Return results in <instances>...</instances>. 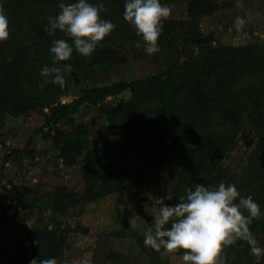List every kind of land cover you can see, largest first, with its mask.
Here are the masks:
<instances>
[{"label": "trees", "instance_id": "16d2710c", "mask_svg": "<svg viewBox=\"0 0 264 264\" xmlns=\"http://www.w3.org/2000/svg\"><path fill=\"white\" fill-rule=\"evenodd\" d=\"M60 2L3 0L9 36L0 41V145L7 116L16 118L47 109L39 131L51 132L56 157L66 166H79L85 182L82 194L60 186L46 197L37 193L35 199L27 200L31 213L35 211L39 217L31 231L32 254L20 246L21 260L30 264L33 258L55 257L57 264H65L70 227L60 228V222L70 211H82L110 195L119 201L128 195L126 205H132L130 191L136 182L129 158L171 168L169 182L174 194L170 205L197 184L215 188L223 182L235 184L240 196H252L264 213V42L244 47L217 45L216 35L203 33L198 22L229 4L223 0H161L167 5L186 3L188 9L187 20L163 21L159 45L167 55L166 70L143 79L88 86L80 90L79 97L63 103L62 99L80 83L86 84L92 73H112L128 64L121 50L124 44L131 45L136 61L150 56L143 47L135 46L141 37L123 17L125 0H103L101 17L111 20L114 30L91 56L74 51L69 61L61 62V66L71 65L64 73L62 87L46 82L40 70L44 65L52 66V41L63 38L72 43L59 30L51 35L45 31L47 17L59 13ZM123 94L130 98H121ZM85 106L98 108L106 131L116 142V155L104 145L91 144L89 128L79 119ZM241 139L249 144L238 171L229 160ZM10 154L4 163L13 158L22 169L24 157L35 159L36 147L30 141L14 157ZM6 208V221L8 215L22 224L30 218L29 214L22 217L17 206ZM244 215H248L246 210ZM131 216V212L127 214L126 221ZM249 228L264 249V214L254 218ZM249 248L239 239L225 247L227 264H264V253L253 256ZM147 250L153 258L162 254L153 248Z\"/></svg>", "mask_w": 264, "mask_h": 264}, {"label": "rangeland", "instance_id": "374dc122", "mask_svg": "<svg viewBox=\"0 0 264 264\" xmlns=\"http://www.w3.org/2000/svg\"><path fill=\"white\" fill-rule=\"evenodd\" d=\"M228 7L212 16L198 20L203 33L216 35L217 45L244 47L264 42V0H223ZM171 14L168 20H187L186 3L169 5ZM237 18L241 23L236 24ZM128 64L119 66L112 73L98 71L92 73L89 81L73 88L63 103H69L80 96L82 88L94 85L118 83L122 80L143 79L160 74L168 67L167 55L160 52L140 61H136L130 44L121 47ZM130 98L123 94L121 98ZM111 101V98L108 99ZM45 111L37 110L20 117L5 118L0 145V264H29L21 260L19 247L32 254L34 242L31 231L39 215L31 213L27 200L35 199L37 193L46 197L57 187L66 186L82 194L85 188L79 166H66L56 155L52 147L50 131L39 129L44 125ZM79 119L85 123L91 133L92 145H104L112 155L117 154V145L106 131L104 119L98 108L85 106ZM78 119V120H79ZM50 132V133H49ZM30 141L36 147V157H24L22 169L13 162L4 163L6 155L27 147ZM249 141L241 139L238 148L229 162L241 171ZM128 165L134 175L136 186L130 191L132 205L113 195L96 203L88 204L84 210H73L60 222V228L69 225L70 234L65 247V264H183L182 252L174 255H160L153 258L144 245L145 232L152 227L153 217L161 207L159 199L169 204L174 194L173 183L169 182L168 169L160 168L150 160L138 163L129 158ZM171 183V184H170ZM169 197L170 199H167ZM18 207L22 217L30 215L26 223L22 220L6 221V207ZM129 209V213H128ZM132 213L126 221L127 214ZM11 215H8V218ZM12 218V216H11ZM127 223V224H126ZM50 228H53L52 226ZM82 229L87 231L82 232ZM72 231V232H71ZM120 257L121 260L113 257Z\"/></svg>", "mask_w": 264, "mask_h": 264}, {"label": "clouds", "instance_id": "9594fccd", "mask_svg": "<svg viewBox=\"0 0 264 264\" xmlns=\"http://www.w3.org/2000/svg\"><path fill=\"white\" fill-rule=\"evenodd\" d=\"M60 11L47 17L45 31L50 35L57 30L71 38L55 39L49 48L52 66L44 65L40 74L53 84H64V73L70 71L69 61L73 52L91 56L98 43L114 30L111 20L101 17L103 0H74L58 5ZM171 14L169 5L161 0H125L124 19L135 29L141 40L136 48L152 56L160 52L159 38L163 32V21ZM241 23L237 18L236 24ZM9 22L0 0V41L9 36ZM167 199H170L167 197ZM161 207L153 217L152 227L144 235V245L150 246L162 255H174L182 251L183 264H227L224 248L236 240H243L250 246V255L259 256L264 249L258 246L255 235L250 231L252 220L261 213L260 206L252 196L243 197L235 184L221 182L215 188L197 184L181 196L179 202L169 205L159 199ZM248 215H244V211ZM170 224V227H166ZM30 264H57L55 257L33 258Z\"/></svg>", "mask_w": 264, "mask_h": 264}, {"label": "water", "instance_id": "95a60500", "mask_svg": "<svg viewBox=\"0 0 264 264\" xmlns=\"http://www.w3.org/2000/svg\"><path fill=\"white\" fill-rule=\"evenodd\" d=\"M74 75H75V74H74ZM75 81H76V83H77V84L80 82L78 78H76V79H75ZM213 157H215V155H213V156L211 157V159H210V160H212V159H213ZM8 221H9V223H11V222H12V218H11V216H9V218H8Z\"/></svg>", "mask_w": 264, "mask_h": 264}]
</instances>
